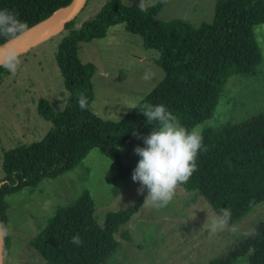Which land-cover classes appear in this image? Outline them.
<instances>
[{
	"label": "trees",
	"instance_id": "16d2710c",
	"mask_svg": "<svg viewBox=\"0 0 264 264\" xmlns=\"http://www.w3.org/2000/svg\"><path fill=\"white\" fill-rule=\"evenodd\" d=\"M70 2L0 0V10L12 11L29 28ZM164 3L158 0L140 8L109 0L93 19L78 28L73 19L52 36L63 35L56 47L55 62L67 98L62 111H55L46 101L37 103V115L50 124L39 142L2 151L0 225L7 227L6 197L24 188L32 192L40 180L72 170L91 149L110 160L117 174L130 178V169L119 163L118 149L129 145L134 134L148 136L152 131L140 113L144 105H164L190 129L209 118L228 77L251 72L259 64L252 27L264 25V0H215L211 23L196 27L182 20L156 21L154 16ZM117 24L138 36L144 49L158 53L154 62L163 69L164 77L135 108L112 122L88 110L95 66L80 63L76 52L79 43L103 38L107 28ZM6 41L0 37V45ZM9 74L0 66V81ZM81 100L85 102L83 108ZM202 134L206 151L199 153L198 170L180 188L196 193L216 215L222 208L230 209L229 225H233L264 200V111L240 124H225ZM141 204L140 196L130 208L106 212L98 225L93 202L88 192L81 190L73 202L53 210L45 225L36 229L29 245L45 264H106L118 247L115 234ZM76 234L83 240L81 246L70 243ZM122 237L127 238L125 233ZM7 247L8 235L3 238L4 251ZM243 257L246 264H264V220L253 234L208 264H234Z\"/></svg>",
	"mask_w": 264,
	"mask_h": 264
},
{
	"label": "rangeland",
	"instance_id": "374dc122",
	"mask_svg": "<svg viewBox=\"0 0 264 264\" xmlns=\"http://www.w3.org/2000/svg\"><path fill=\"white\" fill-rule=\"evenodd\" d=\"M108 1L89 0L74 18V26L78 28L93 19ZM120 1L140 8L158 2ZM214 2L165 0L154 19L182 20L194 27L209 24ZM252 33L260 53L259 64L251 72L228 77L209 118L193 127L198 126L202 132L217 130L225 124H240L264 111V25L253 26ZM62 36L47 39L18 55L20 66L16 73L10 72L0 81V179L2 151L39 142L50 127L37 115V103L46 101L55 111L64 108L67 93L55 62ZM76 55L80 63L95 66L90 78L92 99L88 110L101 120L119 121L160 81L159 73L152 82L142 80L146 69H160L154 62L158 53L144 49L140 38L126 32L123 24L107 28L103 38L79 43ZM144 137L135 134L129 145L118 149L119 163L128 167L131 175L140 159L134 148L145 146ZM138 185L131 177L117 174L110 160L91 149L72 170L40 180L32 192L24 188L6 197L8 247L6 251L2 249L0 264H45L29 243L53 210L73 202L81 190L87 191L93 202L98 225L106 212L130 208L142 197L137 212L115 234L118 247L106 264H208L225 249L253 234L264 220L262 200L236 223L213 233L208 229L216 214L196 193L179 188L166 208L156 209L144 204L147 194L138 193ZM234 264H246V257Z\"/></svg>",
	"mask_w": 264,
	"mask_h": 264
},
{
	"label": "clouds",
	"instance_id": "9594fccd",
	"mask_svg": "<svg viewBox=\"0 0 264 264\" xmlns=\"http://www.w3.org/2000/svg\"><path fill=\"white\" fill-rule=\"evenodd\" d=\"M27 25L7 9L0 10V37L5 40L15 39L27 30ZM9 72L15 74L20 66L18 56L13 54L3 65ZM164 77L163 69L148 68L142 75V80L152 82ZM81 107L85 102L81 100ZM135 108V107H134ZM152 131L143 138L144 147L134 148V154L140 159L132 172L131 179L138 182V193L147 195L144 204L153 208H166L174 199L177 190L186 184L198 170L197 158L201 151H206L203 144V134L198 126L186 128L164 105H144L140 112ZM135 135V134H134ZM231 219V211L222 208L209 224L210 232L226 229ZM234 230V229H233ZM9 235V229L0 225V239ZM70 243L81 246L83 240L79 234L74 235Z\"/></svg>",
	"mask_w": 264,
	"mask_h": 264
},
{
	"label": "water",
	"instance_id": "95a60500",
	"mask_svg": "<svg viewBox=\"0 0 264 264\" xmlns=\"http://www.w3.org/2000/svg\"><path fill=\"white\" fill-rule=\"evenodd\" d=\"M86 0H71L69 5L48 17L47 19L27 28V30L15 39L8 40L0 45V65L13 54L16 56L27 49L38 45L50 37L62 31L64 25L73 20L82 10ZM3 249V238L0 239V261Z\"/></svg>",
	"mask_w": 264,
	"mask_h": 264
}]
</instances>
